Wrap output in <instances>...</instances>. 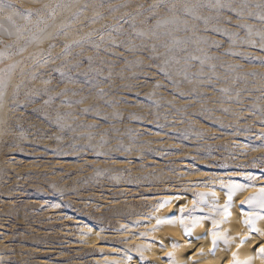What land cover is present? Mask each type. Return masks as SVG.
<instances>
[{
    "label": "rangeland",
    "instance_id": "374dc122",
    "mask_svg": "<svg viewBox=\"0 0 264 264\" xmlns=\"http://www.w3.org/2000/svg\"><path fill=\"white\" fill-rule=\"evenodd\" d=\"M10 2L35 12L54 0ZM85 3L90 6L72 22ZM156 3L109 0L99 8L97 0H80L57 12L51 31L70 22L66 35L29 45L22 54L15 53L24 40L0 34V51L11 46L0 70L17 64L0 107V264H101L115 254L110 250L127 253L130 262L137 254L130 239H145L144 223L163 198L194 202L189 186L238 173L259 177L252 184L264 182V51L239 41L230 47L226 37L189 20L199 26L197 36L222 46L208 50L213 59L202 75L198 62L187 65L198 80L174 75L180 84L174 87L159 70L171 26L155 28L158 20L170 19L164 8L151 11ZM200 14L213 16L215 10ZM221 20L241 39L242 23L264 31L261 21L239 20L226 9ZM129 24L160 38H137ZM113 27L121 32L110 37ZM74 41L82 46L65 56L64 46ZM185 47L176 54L182 66L185 55L199 54L194 45ZM138 258L142 264L152 259Z\"/></svg>",
    "mask_w": 264,
    "mask_h": 264
},
{
    "label": "snow or ice",
    "instance_id": "6c2138e0",
    "mask_svg": "<svg viewBox=\"0 0 264 264\" xmlns=\"http://www.w3.org/2000/svg\"><path fill=\"white\" fill-rule=\"evenodd\" d=\"M79 2L80 0H54L52 5L46 4L42 10L33 12L31 10L21 11L17 9V7L10 2V0H0V17H3V21H0V34L6 35L9 38L14 37L16 41L24 40V45L18 48L17 52L15 53L22 54L24 51H26L29 45H38L46 39L52 38L54 36L66 35L68 29L71 26L70 22L67 24H61L58 32L53 33L51 31L56 27L55 18L57 12L70 11L71 8L74 5L79 4ZM108 3L109 0H97V6L99 8H103ZM233 4L234 0H158V3L152 6L151 11L155 12V10L158 8H164L170 17V19L158 20L155 28L159 29L161 27H167L169 25L171 26V28L166 33H164L167 41L162 45V47L166 49V55L163 58V63L159 66V70L165 79L173 82L174 87H180V84L174 80V75L181 76L183 81L187 83H192L194 80H198V76H190L188 74L187 65H189L192 61L198 62L201 67L202 75L205 65L209 64V62L213 59V57L208 55V50L212 48L219 49L222 46L215 40H208L197 36L196 33L199 31V26L195 23L190 25L189 20L193 22L199 21L203 25L205 31L210 30L216 35L226 37L230 47L235 46L237 41H239L242 44H248L252 47L258 46L261 51H264V31L254 32L250 25L242 23L239 25V27L244 30L245 39H241L236 32H230L227 30V28L221 26L223 23L221 20V14L225 9L232 13L239 20H243L245 16H247L264 23V0H261V2L254 5L250 4L249 0H240L239 5L236 7H234ZM89 6V3H85L82 9L73 13L71 21L74 22L78 20L80 15H82L83 10H86ZM253 8L259 11L253 12ZM202 9H207L209 11L215 10V15L203 16L200 14ZM118 10L119 9H113V11ZM97 15H99V13H97ZM131 19L134 20L135 17H132ZM18 20H23L24 24H19L17 22ZM124 23H129V21L125 20ZM209 25H211V28H209ZM135 27L136 26L134 24H129V28L135 32V36L137 38H143L145 35H151L157 39L160 38L156 31H152L150 34H148L143 31H135ZM176 31H184L186 33L191 31L193 35L191 37L180 39L174 35ZM113 32L120 33L121 28L113 27L107 32V35L111 37ZM100 39L101 41L104 40L103 34H101ZM110 43L113 46H119L116 45V41L114 39H112ZM187 45H194L195 47L193 51L199 54L193 55L188 53L185 55L183 57L182 66L181 59H178L176 54L178 52H187V48L185 47ZM74 46L81 47L82 44L80 41H74L71 45H65L64 55H69L72 47ZM50 47H54V45H51ZM95 47L99 48L100 45L97 44ZM152 51H156L155 46L153 47ZM10 52L11 46H8L5 51H0V63L4 61ZM43 63L46 64L48 61L45 59ZM261 64L264 66V61H261ZM16 67L17 64H11L6 70H0V107H3L4 105L6 90L8 88L12 73ZM209 70L214 72L215 66L210 65ZM61 75L63 76L64 73H61ZM69 79L71 78L69 77ZM209 79H211V77H209ZM44 83L47 84L50 83V81H45ZM157 87H159V85H157ZM99 95H103V93H100ZM46 103H48V101H46ZM77 103H83V101H78ZM85 111H89V109H85ZM260 147H264V144L260 145ZM253 150H255V148ZM244 179L248 181V183L229 182L227 185H224L223 182H221L222 187L227 189L228 202L222 208L218 207L215 202H213V214L210 217L203 215H193V213L197 211V207H194L192 212L189 213L188 217L185 218L183 216L185 209L181 208V215L177 219L180 225L184 228L185 235L190 234L192 230L203 223V221L210 219L213 229L211 232L213 247L216 248L218 246V241L220 240H222L225 245H230L227 234L219 230L220 226L223 222H226L231 215L229 209L232 206L233 197L237 193L246 191L249 187L254 186L251 182L253 180L259 179V177L246 175ZM212 195L215 197L214 192ZM173 199H179V197H173ZM206 202L205 194H200L198 196V200L194 201V204L198 206L199 204H204ZM168 204H170V201H163L160 205H158V209ZM245 204H247L249 208L253 209V211L244 213V224L250 228V231L264 236V232H261L256 227L257 220H264V215L260 214L261 212H264V187L258 188L256 194L252 197H249L245 201ZM257 209H259L260 212H257ZM217 216H222L223 220H217ZM177 219L157 218L156 224L174 225L177 223ZM243 243H245V241H241V244ZM177 247H179V245L173 244V249ZM168 255V264H176V261L173 258V253H169ZM254 258L255 257L250 256L248 259L241 261L237 253H232L233 264H252V260ZM259 258L264 261V246L259 247Z\"/></svg>",
    "mask_w": 264,
    "mask_h": 264
},
{
    "label": "bare ground",
    "instance_id": "6f19581e",
    "mask_svg": "<svg viewBox=\"0 0 264 264\" xmlns=\"http://www.w3.org/2000/svg\"><path fill=\"white\" fill-rule=\"evenodd\" d=\"M246 175H251V173H238L236 176L219 178L213 182L211 181L209 185L198 186L194 184L189 186V190L196 195V201L200 194H205L206 196L207 202L199 204L198 206L194 204L193 200H183L180 196L163 198L161 203L167 200L170 201V204L159 209L157 207L150 218H148V220L145 218L144 220H147L146 222L143 221L145 222L144 224H146V232L142 234L145 239L138 242L134 239H130L132 243H135L138 249H136L137 254H134L135 257L132 261L129 262L126 257L128 254L121 250H110L115 254L103 257L100 260L101 264H142V260L138 257L143 256L142 259L144 262V255L149 259L152 258L150 260L151 262L147 261L150 264H168L169 253H173L176 264H233L232 253L234 252L238 254L241 261L251 256L255 257L252 260V264H264V261L259 258V247L264 246V236L250 231V228L244 224V213L253 211V209L245 204V201L249 197L254 196L258 188L264 187V182H256V184H252L254 186L249 187L246 191L237 193L233 197L232 206L229 209L231 215L226 222L221 224L219 229L227 234L230 245H225L224 242L220 240L218 241V246L216 248L213 247L211 236L213 229L210 219L203 221V223L195 227L188 235H185L184 228L177 219L181 215V208L185 209L183 216L187 218L194 207H197V211L194 212L193 215L210 217L213 214V202L220 208L228 202L227 189L222 187L221 182H223L224 185H227L229 182L246 184L248 183V181L244 179ZM213 192L215 193V197L212 195ZM173 197H179V199H173ZM256 211L260 212L259 209ZM260 214L264 215V212ZM157 218L177 219V223L174 225H157ZM216 219L223 220V217L217 216ZM256 227L261 232H264V220H257ZM84 231L88 237L93 235L90 230ZM129 238L130 237H128V241L130 242ZM85 241L87 244L93 243L90 238L85 239ZM241 241H245V243L241 244ZM173 244L179 245V247L173 249Z\"/></svg>",
    "mask_w": 264,
    "mask_h": 264
}]
</instances>
